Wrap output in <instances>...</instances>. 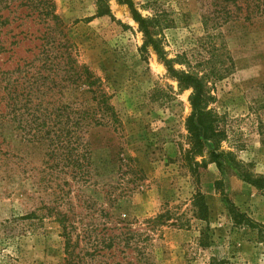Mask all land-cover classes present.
Returning <instances> with one entry per match:
<instances>
[{
  "label": "rangeland",
  "instance_id": "374dc122",
  "mask_svg": "<svg viewBox=\"0 0 264 264\" xmlns=\"http://www.w3.org/2000/svg\"><path fill=\"white\" fill-rule=\"evenodd\" d=\"M51 1L117 122L87 133V181L49 169L47 142L0 128V264H66L58 213L74 227L70 264H264V18L254 8L264 0ZM19 2L1 0L11 3L3 14L22 19L16 32L39 34L25 8L13 10ZM131 8L155 24L171 68L203 80L223 134L220 166L204 152L190 172L192 90L145 46ZM196 193L205 222L193 215ZM231 205L256 227L234 224Z\"/></svg>",
  "mask_w": 264,
  "mask_h": 264
},
{
  "label": "trees",
  "instance_id": "16d2710c",
  "mask_svg": "<svg viewBox=\"0 0 264 264\" xmlns=\"http://www.w3.org/2000/svg\"><path fill=\"white\" fill-rule=\"evenodd\" d=\"M119 1L130 3L129 0ZM10 4L0 7V128L25 132L29 136L27 143L47 142L44 155L52 161L48 164L49 169L67 168L72 176L87 181L90 172L87 133L94 127H112L117 122L109 97L98 91V80L75 59V46L64 32L63 22L56 15L51 0H20L17 6L13 5L15 12L20 7L25 8L35 23L45 27L39 34L29 33L30 27L26 32H16L21 29L22 19L15 15L9 19V14H3ZM254 8L264 18V7L257 4ZM130 10L145 38V46L152 47L181 88L192 90L188 98L191 113L186 119L188 149L184 151L185 160L192 162L188 164L190 172L198 175V169L206 163L204 152L208 160L220 166L219 158L226 154L219 150L223 134L216 127L217 116L208 109L211 98L203 80L193 74L174 71L154 38L155 24L142 18L134 8ZM10 24L14 27L4 31ZM30 44L33 48L27 47ZM207 142L211 144V150H206ZM197 158L201 160L196 161ZM242 175L248 184L263 188L258 180L244 172ZM192 207L197 220L207 221L202 194L194 195ZM228 211L234 224L256 227L234 206L231 205ZM58 216L61 218L56 220L65 240L66 264H70L72 252L69 248L74 227L64 214L58 213ZM162 218L163 215H158L149 221L157 223ZM205 237L201 231V247L206 245Z\"/></svg>",
  "mask_w": 264,
  "mask_h": 264
}]
</instances>
